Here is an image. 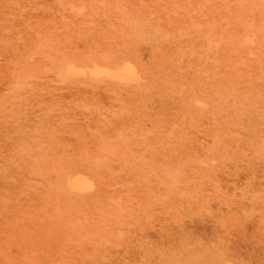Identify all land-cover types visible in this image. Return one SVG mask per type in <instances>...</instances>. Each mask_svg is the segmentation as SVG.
<instances>
[{"label": "rangeland", "instance_id": "1", "mask_svg": "<svg viewBox=\"0 0 264 264\" xmlns=\"http://www.w3.org/2000/svg\"><path fill=\"white\" fill-rule=\"evenodd\" d=\"M0 264H264V0H0Z\"/></svg>", "mask_w": 264, "mask_h": 264}, {"label": "bare ground", "instance_id": "2", "mask_svg": "<svg viewBox=\"0 0 264 264\" xmlns=\"http://www.w3.org/2000/svg\"><path fill=\"white\" fill-rule=\"evenodd\" d=\"M89 64H91V63H89ZM89 64H87V65H89ZM93 64V63H92ZM96 64H98L99 65V63H96ZM86 65V64H85ZM84 65V66H85ZM101 65V64H100ZM109 65V64H108ZM70 66V65H69ZM76 67H77V65H75ZM94 66V65H93ZM103 66H106L105 64L103 65ZM102 66V67H103ZM111 66H113V65H111ZM65 67V66H64ZM79 67H82V66H79ZM89 67H90V65H89ZM95 67V66H94ZM109 67V66H108ZM84 68V67H83ZM135 66L133 67V65L131 64V63H122L121 64V66H120V64L119 65H116V67H112V68H107V69H100V68H91V69H89V72L91 73V74H99V73H102V74H105V75H107V76H105V77H111V79L112 78H114L115 80L117 79L118 81L119 80H121V81H126V80H131V79H133L135 76H136V71H135ZM62 69V68H61ZM61 69H60V71H61ZM63 69H66V68H63ZM62 69V70H63ZM86 69H88V68H86ZM84 70V72H86L85 71V69H83ZM67 71L68 72H70V73H80L81 71L79 70V69H76V68H73V67H68L67 66ZM62 73H64V72H62ZM60 74H61V72H60ZM64 74H66V73H64ZM87 74L89 75V73H88V70H87ZM57 75H59V73L57 74ZM68 75V74H67ZM67 75H65L66 77H67ZM87 75V76H88ZM62 76H64V75H62ZM61 76V77H62ZM68 76H70V75H68ZM92 75H89V78L91 77ZM99 77H100V75H99ZM120 81V82H121ZM138 82V81H137ZM84 174V173H83ZM74 175H76V174H74ZM80 176V175H79ZM79 176H76L77 178L79 177ZM69 177H70V175H69ZM77 178H74V179H72L71 178V180H69V184H70V187H72V189H73V187H74V190H76L75 188H77V191H79L78 189H80V191H81V188H82V190H84L83 189V187L85 186H87V185H84L83 183L85 182L84 180V182L81 180V178L80 179H77ZM70 179V178H69ZM65 180H68V177H67V179L65 178ZM83 182V183H82ZM87 182H89V181H87ZM85 184H88V183H85ZM69 187V188H70ZM87 188V187H86ZM71 189V190H72Z\"/></svg>", "mask_w": 264, "mask_h": 264}]
</instances>
